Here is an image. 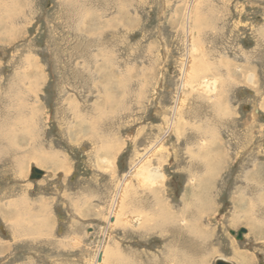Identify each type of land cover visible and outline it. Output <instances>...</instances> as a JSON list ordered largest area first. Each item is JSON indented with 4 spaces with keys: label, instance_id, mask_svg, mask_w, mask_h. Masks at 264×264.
Here are the masks:
<instances>
[{
    "label": "rangeland",
    "instance_id": "374dc122",
    "mask_svg": "<svg viewBox=\"0 0 264 264\" xmlns=\"http://www.w3.org/2000/svg\"><path fill=\"white\" fill-rule=\"evenodd\" d=\"M0 128V264H264V0H0Z\"/></svg>",
    "mask_w": 264,
    "mask_h": 264
},
{
    "label": "bare ground",
    "instance_id": "6f19581e",
    "mask_svg": "<svg viewBox=\"0 0 264 264\" xmlns=\"http://www.w3.org/2000/svg\"><path fill=\"white\" fill-rule=\"evenodd\" d=\"M194 44V43H193ZM196 46V45H195ZM193 48V47H192ZM196 48V47H195ZM194 49V48H193ZM197 49V48H196ZM195 50V49H194ZM191 53H192V51H191ZM190 53V54H191ZM194 55V54H193ZM191 59V58H190ZM186 70V69H185ZM184 70V71H185ZM188 71V70H187ZM189 72V71H188ZM185 74V73H184ZM187 74V73H186ZM201 82V84H203V86L208 90H212V88H214V82H213V80L212 79H209V80H207V79H203V80H201L200 81ZM207 84V85H206ZM182 98V97H181ZM178 100V99H177ZM182 100V99H181ZM177 103H179V101L177 102ZM3 126V125H2ZM32 130V129H31ZM12 131V130H11ZM5 134L7 135V133H6V131H2V129L0 128V153H3V152H5L6 153V151H7V149L8 148H10V149H12L13 147H14V143H9L10 141L8 140L9 138L8 137H6L7 138V140H8V143L6 142V141H4V137H5ZM12 134V133H11ZM8 136V135H7ZM13 137V136H12ZM15 139H17V138H15ZM17 141V140H16ZM7 143V144H6ZM160 143V142H159ZM156 145V144H155ZM16 146V145H15ZM159 146V145H158ZM12 147V148H11ZM153 147V146H152ZM18 148V147H17ZM19 149V148H18ZM157 149V148H156ZM9 151V150H8ZM2 155V154H1ZM144 157V156H143ZM12 161V160H11ZM156 168V167H155ZM153 169V168H152ZM159 169V168H158ZM158 169H153V170H151L150 172H149V176L148 177H146L147 179H151V182L152 181H154L155 179H158V178H160L161 176H162V174L159 172V170ZM147 171H149V170H147ZM163 179V178H162ZM157 181V180H156ZM155 181V182H156ZM147 183V182H146ZM197 203H200L199 202V200H197ZM185 212V211H184ZM181 213H183L182 211H181ZM186 213H189V214H191L190 212H189V210H188V208H187V210H186ZM195 215H198L197 214V211L194 213ZM181 217V216H180ZM184 218H186L185 216H183ZM182 217V218H183ZM196 217H198V216H193V218H196ZM173 230H177L178 232H180V233H183L184 235H187V238H188V241L187 242H190L191 241V243L192 244H195L196 246H199V244H200V246L202 245L201 243V241H202V239H201V235L202 234H200V232L198 231V229H197V227L195 226V224L193 225V224H186V225H184L182 228H176L175 226H173V225H169ZM160 228V227H159ZM184 229H186V231H184ZM201 230V229H200ZM164 231V230H163ZM203 233V232H202ZM206 235V234H205ZM185 242V241H184ZM180 246V245H179ZM191 246V245H190ZM182 247V246H181ZM192 247V246H191ZM192 248H194V247H192ZM197 249H198V247H196ZM188 249V248H187ZM200 249V248H199ZM196 250V249H195ZM190 251H193V250H190ZM198 251V250H197ZM187 252V251H186ZM190 252H187L186 254H188V255H190L189 254ZM199 253V252H198ZM179 254H180V252H179ZM182 254H185V253H183L182 252ZM184 257H186V258H184ZM183 258H184V261L186 262V264H190L191 263V261L193 260L192 258V260L190 261V259H189V257L188 256H184ZM193 258H195V257H193ZM222 258V257H221ZM189 259V260H188ZM100 260H101V256H100ZM100 260H97V261H100ZM198 260H200V259H198ZM196 262H197V264H198V261L196 260ZM193 263V262H192ZM196 264V263H195Z\"/></svg>",
    "mask_w": 264,
    "mask_h": 264
},
{
    "label": "water",
    "instance_id": "95a60500",
    "mask_svg": "<svg viewBox=\"0 0 264 264\" xmlns=\"http://www.w3.org/2000/svg\"><path fill=\"white\" fill-rule=\"evenodd\" d=\"M42 174H43V171L41 169L37 167H32L29 178L38 179L42 176ZM230 233L234 235L236 239L241 240L243 239L244 233H246V229L244 227H241L236 232L234 230H230ZM97 260H100V256L97 258ZM214 264H232V263L223 258H217Z\"/></svg>",
    "mask_w": 264,
    "mask_h": 264
}]
</instances>
